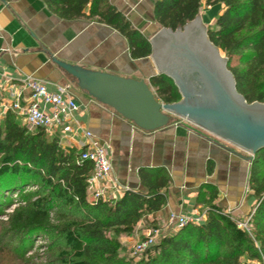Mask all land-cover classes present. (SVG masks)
<instances>
[{"label":"trees","instance_id":"1","mask_svg":"<svg viewBox=\"0 0 264 264\" xmlns=\"http://www.w3.org/2000/svg\"><path fill=\"white\" fill-rule=\"evenodd\" d=\"M40 1L62 21L96 20L118 32L132 61L151 57L149 38L107 0ZM217 5L224 8L208 30L209 39L227 58L238 93L249 104H264V0H156L153 15L159 30L176 31L202 6ZM148 85L161 103L181 99L165 76L150 78ZM214 168L209 162V176ZM92 176L93 165L81 161L76 149L66 151L58 136L30 131L13 110L0 120V216L6 215L19 251L27 240L44 236L50 239V264H242L243 259L264 264V151L250 164L248 187L256 200L248 222L252 234L238 228V220L217 204V188L206 184L195 199V207L206 210L204 225L189 224L164 237L139 259L121 257V240L167 205L169 175L162 168H142L138 177L144 191H127L115 202L89 197ZM11 207V213H2Z\"/></svg>","mask_w":264,"mask_h":264},{"label":"crops","instance_id":"2","mask_svg":"<svg viewBox=\"0 0 264 264\" xmlns=\"http://www.w3.org/2000/svg\"><path fill=\"white\" fill-rule=\"evenodd\" d=\"M107 1L145 37L150 39L158 31L153 15L156 0ZM223 8L217 5L209 9L222 13ZM128 51L127 41L118 32L96 20L62 21L40 0H0V120L11 109L13 97H18L23 107L29 104L28 80L45 83L52 93L70 86L69 95L80 106L76 124L110 151L115 188L106 193V202L121 199L127 191L143 192L139 170L162 168L170 178L168 202L162 211L148 216L158 227L165 228L172 213L186 217L200 213L195 199L206 184L217 188L220 207L235 218L246 217L256 200L245 196L251 163L241 153L188 123H174L153 133L141 131L78 91L73 80L51 61L55 58L89 71L135 79L142 74L134 68ZM142 73L148 75V71ZM39 106L52 113V107L41 102ZM57 136L66 151H78L86 143L83 133L69 137L58 132ZM209 162L215 167L211 176L207 173ZM98 186L89 188L92 200ZM138 226L122 243H136L133 238Z\"/></svg>","mask_w":264,"mask_h":264},{"label":"water","instance_id":"3","mask_svg":"<svg viewBox=\"0 0 264 264\" xmlns=\"http://www.w3.org/2000/svg\"><path fill=\"white\" fill-rule=\"evenodd\" d=\"M149 43L157 76L173 82L181 97L177 103L156 100L148 85L153 75L138 80L51 61L79 91L141 131L156 132L179 118L246 154L242 158L250 163L264 151V104H249L238 93L228 60L199 15L176 31L158 30Z\"/></svg>","mask_w":264,"mask_h":264},{"label":"built area","instance_id":"4","mask_svg":"<svg viewBox=\"0 0 264 264\" xmlns=\"http://www.w3.org/2000/svg\"><path fill=\"white\" fill-rule=\"evenodd\" d=\"M25 83L31 93V101L23 107L19 98L13 97L10 110L16 111L24 117L30 131L43 130L50 138L57 137L58 132L69 137L83 133L86 143L78 151L81 161L93 165V176L89 180V188L98 184L99 186L93 190L94 200L106 202V193L115 188L110 151L96 140L90 131H85L76 124L75 115L79 112L80 106L69 95L71 87H60L55 93H52L43 82L28 80ZM40 102L45 106L52 107V113L42 110L39 106ZM247 191L249 192V187ZM203 220L204 216L197 211L188 217L172 213L167 220V236L175 235L189 224L201 226L204 223ZM250 220L251 218H248L246 223L237 222L238 228L248 231ZM150 224L148 216L140 222L137 232L141 234V238L132 248L134 255H143L154 247L163 233L161 229L153 228Z\"/></svg>","mask_w":264,"mask_h":264},{"label":"rangeland","instance_id":"5","mask_svg":"<svg viewBox=\"0 0 264 264\" xmlns=\"http://www.w3.org/2000/svg\"><path fill=\"white\" fill-rule=\"evenodd\" d=\"M221 14V12H216L215 9L211 10L205 6H202L200 12H199V16L202 18L203 24L204 26L208 29V30H212L215 27V21L217 19V17ZM159 30V29H158ZM223 57H225L222 54ZM226 58V57H225ZM134 68H136L140 74H142V76H138L135 79H146L149 75H153V76H157L158 72L156 70L155 65L153 64L151 58H147L144 60H139V61H134ZM144 69H146L148 71V75L142 73L144 71ZM69 79V78H68ZM75 88L79 91L77 84H74ZM178 123V124H182V123H188L182 119L179 118H174L173 123ZM26 124V123H24ZM190 124V123H188ZM191 125V124H190ZM193 126V125H192ZM195 127V126H193ZM213 139H216V141H218L219 143H221L222 145L226 146V147H230L234 150H237L238 153H241L242 156H244L245 158H247L248 156L244 153H242L241 151H239L238 149L232 147L231 145H229L228 143L212 136ZM248 187L245 190V196L246 195H251L250 192L247 191ZM15 207H11L8 208L7 210H3L2 213L5 214H9L14 210ZM200 210V214L204 216V220H205V215H206V210ZM248 214L246 217H242V218H235L236 220H238V223H246L248 221L249 218ZM203 220V221H204ZM151 221V220H150ZM153 228H158L161 229L158 226L153 225L152 221L150 224ZM204 225V223H203ZM155 226V227H154ZM167 226L164 228H162V234L159 237V239L157 240V242H159L161 239H163L164 237H168L167 236ZM8 226H7V217L6 215L4 216H0V264H50L49 262V257L47 256V247L49 245L50 239L48 237H42L41 239H34L33 242H30L29 240H27V243L25 244V250L24 248H22L20 251L16 248L17 245V240H15V242L13 243L12 241L14 240V237L8 233ZM246 231V230H244ZM249 234H252L251 228L249 227V230L247 231ZM130 237H123L122 240H124L125 238H131ZM141 238V234L137 232V234L134 235L135 239L134 241H136V243L140 240ZM121 240V241H122ZM136 243H122L123 245V250L121 252V257L122 258H126V259H139L141 257V255H134L132 252V248L134 247V245ZM48 258V259H47ZM242 264H262L259 262H249L246 259L242 260Z\"/></svg>","mask_w":264,"mask_h":264},{"label":"bare ground","instance_id":"6","mask_svg":"<svg viewBox=\"0 0 264 264\" xmlns=\"http://www.w3.org/2000/svg\"><path fill=\"white\" fill-rule=\"evenodd\" d=\"M144 72L146 73L147 71L144 69Z\"/></svg>","mask_w":264,"mask_h":264}]
</instances>
